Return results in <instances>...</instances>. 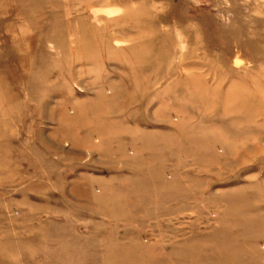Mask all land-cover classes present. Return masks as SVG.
<instances>
[{
	"label": "rangeland",
	"instance_id": "1",
	"mask_svg": "<svg viewBox=\"0 0 264 264\" xmlns=\"http://www.w3.org/2000/svg\"><path fill=\"white\" fill-rule=\"evenodd\" d=\"M0 264H264V0H0Z\"/></svg>",
	"mask_w": 264,
	"mask_h": 264
}]
</instances>
